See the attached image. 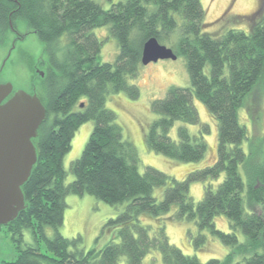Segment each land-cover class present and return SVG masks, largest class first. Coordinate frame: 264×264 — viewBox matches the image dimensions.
I'll return each mask as SVG.
<instances>
[{
    "label": "trees",
    "instance_id": "trees-1",
    "mask_svg": "<svg viewBox=\"0 0 264 264\" xmlns=\"http://www.w3.org/2000/svg\"><path fill=\"white\" fill-rule=\"evenodd\" d=\"M107 1L109 9L98 0H0V36L23 23L45 46L38 96L48 116L35 140L38 161L22 187L27 207L0 228L10 232L19 255L0 264H119L121 258L143 264L152 251L165 264H264V140L247 154L248 131L238 114L264 74V0L256 13L226 19L219 33L210 32L201 0ZM106 27L119 48L112 63L100 61L103 41L94 34ZM151 38L185 57L191 86H171L152 102L158 119L146 133L147 149L183 163L201 161L210 128L201 124L194 99L218 122L215 162L184 180L151 166L141 171L133 144L107 108L112 95L140 96L130 81L138 78L143 46ZM90 121L94 129L82 156L71 162L74 179L66 184L64 157L77 130ZM176 122L200 128L192 134L180 126L174 139ZM194 182L205 184L198 203L190 194ZM70 195L121 207L105 225L116 235L103 249L87 251L81 237L62 235ZM219 216L227 218L229 232L217 228ZM168 220L197 226L195 249L204 250L212 238L230 252L207 262L185 254L170 243ZM26 231L34 244L22 247Z\"/></svg>",
    "mask_w": 264,
    "mask_h": 264
},
{
    "label": "rangeland",
    "instance_id": "rangeland-1",
    "mask_svg": "<svg viewBox=\"0 0 264 264\" xmlns=\"http://www.w3.org/2000/svg\"><path fill=\"white\" fill-rule=\"evenodd\" d=\"M112 1L116 3L120 0ZM98 2L105 9L111 7V2L107 0H98ZM201 2L211 33L222 31L226 19L233 20L236 17L256 13L263 3L262 0H201ZM248 25L247 23L245 25L247 27L244 28L247 29ZM109 29L110 27L94 30V34L103 41L100 54V61L103 63L115 62L119 53L117 41L110 34ZM43 59H46L44 44L25 24L18 23L16 29L13 26L4 39L0 36V84L12 83L15 90H24L29 93L36 90L39 94L41 80L36 79V69L42 73L46 72L40 65ZM130 83L139 87L140 96L137 99H131L124 93L112 95L108 98L107 108L115 113L116 122L123 128L125 137L133 144L141 161V171L151 166L177 180H184L190 172L201 170L215 162L218 154V122L210 115L207 107L197 99H194V105L200 114L201 124L208 125L210 128L205 138L208 151L204 159L198 162L183 163L150 151L146 147V133L149 126L158 119V116L151 110L152 102L164 98L171 86L182 88L191 86L185 57L179 56L176 60H160L147 66L142 65L138 78ZM238 114L241 124L248 131V140L243 145L248 154L251 145L264 140V74L260 83L258 82L247 96ZM94 125L93 121L83 124L73 138L72 149L65 155L63 161L68 172L66 184L74 179L70 173L71 162L82 156ZM180 126H186L192 134H196L200 128L176 122L171 130V136L174 139L178 138ZM204 187L203 182L191 184L190 194L195 203L202 200ZM66 203L64 226L61 230L64 237L68 239L81 237L82 247L87 251L101 250L114 240L116 233L113 232L114 230L106 232L105 225L110 219H115L120 214L121 207H113L89 195L82 197L70 195L66 198ZM176 210L175 206L172 213ZM215 222L219 230L230 231L229 222L225 216L217 217ZM48 233L53 235V230L49 228ZM166 233L171 244L179 247L187 255L196 256L202 262H207L211 258L224 259L230 252L229 247L212 238L209 239L204 250L195 249L191 238L197 236L198 229L194 223L188 221L168 220ZM24 234L22 247L33 245L31 233L26 231ZM18 255L17 244L12 240L6 227H3L0 230V263L15 261ZM237 259L240 260V257H236L235 260ZM119 264H128V262L126 258H121ZM143 264L165 263L158 251H152L144 259Z\"/></svg>",
    "mask_w": 264,
    "mask_h": 264
},
{
    "label": "water",
    "instance_id": "water-1",
    "mask_svg": "<svg viewBox=\"0 0 264 264\" xmlns=\"http://www.w3.org/2000/svg\"><path fill=\"white\" fill-rule=\"evenodd\" d=\"M177 57L172 48L151 38L143 46L141 63L147 66ZM36 70V79H43L46 72ZM47 118L36 90L29 93L15 90L12 83L0 84V228L27 207L22 187L38 161L35 140Z\"/></svg>",
    "mask_w": 264,
    "mask_h": 264
}]
</instances>
